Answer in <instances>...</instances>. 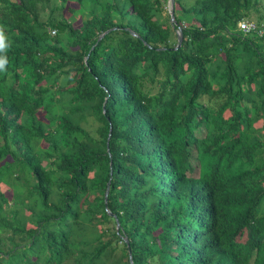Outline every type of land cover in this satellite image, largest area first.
Segmentation results:
<instances>
[{"label":"trees","instance_id":"16d2710c","mask_svg":"<svg viewBox=\"0 0 264 264\" xmlns=\"http://www.w3.org/2000/svg\"><path fill=\"white\" fill-rule=\"evenodd\" d=\"M165 1L0 0V264H264V0Z\"/></svg>","mask_w":264,"mask_h":264},{"label":"clouds","instance_id":"9594fccd","mask_svg":"<svg viewBox=\"0 0 264 264\" xmlns=\"http://www.w3.org/2000/svg\"><path fill=\"white\" fill-rule=\"evenodd\" d=\"M168 5H169V0H168ZM168 14H169V9H168ZM170 15V14H169ZM173 19V18H172ZM250 23L253 25V28L247 30V31H243L240 28V24L241 23ZM237 28H239L241 31L245 32V33H249L251 31L256 30V25L254 22L248 21V20H242L237 22L236 24ZM179 28V27H178ZM112 29V28H111ZM180 29V28H179ZM177 30V28H176ZM49 32H52V34L54 33V30H50ZM104 32V31H103ZM181 32V31H180ZM262 31L258 30L257 31V35L260 34ZM97 39V38H96ZM176 45V44H175ZM8 48V44H7V37L5 35V30H4V26L0 25V72H5L6 71V66H7V57L5 55L6 49ZM174 48V47H173Z\"/></svg>","mask_w":264,"mask_h":264},{"label":"rangeland","instance_id":"374dc122","mask_svg":"<svg viewBox=\"0 0 264 264\" xmlns=\"http://www.w3.org/2000/svg\"><path fill=\"white\" fill-rule=\"evenodd\" d=\"M70 7L76 8V5L75 4H70ZM164 8H165L166 11H168V9H169L168 0H167V2L165 1ZM65 17H68V13L67 12L65 13ZM248 19H251V20H248V21H251V22H253V20H254L252 17H250ZM72 24H73L74 27H77L80 24V16L79 15H76L75 16V19L73 20ZM236 30L244 34V32L241 31L237 27H236ZM174 32L177 33V30L175 29ZM50 33L52 34V32H50ZM262 124H264V118H262L261 120H259L258 122H256L254 125L256 127H261Z\"/></svg>","mask_w":264,"mask_h":264},{"label":"water","instance_id":"95a60500","mask_svg":"<svg viewBox=\"0 0 264 264\" xmlns=\"http://www.w3.org/2000/svg\"><path fill=\"white\" fill-rule=\"evenodd\" d=\"M169 14H170V21L173 22V19H172V0H169ZM109 30H105L104 32L100 33L96 39V41H98L105 33H107ZM132 35H135L133 32H131ZM176 38H177V41H176V45L174 46L173 49H177L180 45V42H181V32H180V29L177 27V33H176ZM106 191L105 190V193H104V196L106 195ZM115 228L117 229L118 228V223L116 222L115 224ZM124 242H126L127 244V241L126 239H124ZM129 253V251H128ZM131 262V261H130ZM131 264V263H130Z\"/></svg>","mask_w":264,"mask_h":264},{"label":"built area","instance_id":"2783aa9c","mask_svg":"<svg viewBox=\"0 0 264 264\" xmlns=\"http://www.w3.org/2000/svg\"><path fill=\"white\" fill-rule=\"evenodd\" d=\"M240 28H241L243 31H247V30L253 28V25L250 24V23H244V22H243V23L240 24Z\"/></svg>","mask_w":264,"mask_h":264}]
</instances>
